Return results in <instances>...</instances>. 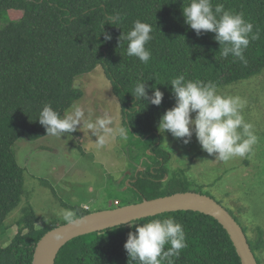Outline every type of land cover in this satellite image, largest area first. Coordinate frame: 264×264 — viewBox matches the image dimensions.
Segmentation results:
<instances>
[{
  "label": "trees",
  "instance_id": "1",
  "mask_svg": "<svg viewBox=\"0 0 264 264\" xmlns=\"http://www.w3.org/2000/svg\"><path fill=\"white\" fill-rule=\"evenodd\" d=\"M189 3L190 0H0V11L22 12L18 21L0 28V232L6 231V220L24 194V170L16 161L14 145L21 138L37 141L47 137L45 127L38 121L44 105L50 104L65 115L84 95L80 88L73 90V80L99 66L111 81L130 133L145 141L144 156L152 160L145 164V171L137 172V167L132 178L139 203L178 192L181 171L169 175L171 155L163 148L158 131L161 117L175 104L171 80L184 74L186 80L212 81L218 89L264 70V0H212L214 6L222 3L226 10L243 12L258 27L260 39L252 41L244 53L247 64L232 56L221 57L214 33L196 35L183 16V7ZM117 12L122 14V21L108 24L106 17ZM136 20L153 27V39L146 45L151 58L146 64L127 55V41L122 40L119 46V38L132 29ZM104 33L112 39L106 40ZM137 82L147 84L149 96L153 88L163 92L162 104L137 101L132 95ZM76 211L79 216L91 214L82 208ZM166 218L176 219L186 233L187 247L179 256L171 257L173 264H242L223 226L210 216L192 211L167 213L79 237L61 249L56 264H129L124 248L129 233L138 225ZM38 223L43 224L41 229L36 227ZM18 227L10 244H0V264H33L38 243L58 226L47 224L27 207ZM248 241L256 256L264 246L263 234L260 231L256 241Z\"/></svg>",
  "mask_w": 264,
  "mask_h": 264
},
{
  "label": "rangeland",
  "instance_id": "2",
  "mask_svg": "<svg viewBox=\"0 0 264 264\" xmlns=\"http://www.w3.org/2000/svg\"><path fill=\"white\" fill-rule=\"evenodd\" d=\"M21 17L22 12L18 10L0 11V28ZM77 80L78 88L84 95L75 104L90 109L93 121L96 117L110 115L112 127L124 128L126 138L122 139L117 134L114 139L109 138L103 148H97L94 143L97 138L85 129L84 132L65 133L61 137L47 136L37 141L18 140L13 152L18 165L24 170V194L18 208L6 220V231L0 232L2 246L10 244L17 235L18 221L27 207H31L37 217L47 224L61 226L65 224L60 215V210L64 208H82L95 213L139 203L140 197L134 191L132 178L137 167L142 168L140 172L145 171V164L152 162L144 156L145 141L130 133L111 81L101 66ZM218 92L238 95L247 101L244 117L254 125L258 136L253 149L258 156V170L253 172L257 180L253 187L244 188L252 184L249 174L243 181L238 175L231 179L232 172H225L227 163L221 165L214 161L215 156L202 151L195 135L190 143L184 144L182 139L173 137L170 132L158 130L163 137V148L174 155V163L168 165L169 175L172 176L175 169L181 171L177 193L209 194L233 215L247 237L256 241L260 231L264 236V70L247 80L218 88ZM193 155L195 160L191 163L189 157ZM203 182L211 183L212 187H204ZM226 189L230 195H226ZM238 204L245 211L240 213ZM36 227L41 229L43 224L38 223ZM256 257L264 264V246Z\"/></svg>",
  "mask_w": 264,
  "mask_h": 264
},
{
  "label": "clouds",
  "instance_id": "3",
  "mask_svg": "<svg viewBox=\"0 0 264 264\" xmlns=\"http://www.w3.org/2000/svg\"><path fill=\"white\" fill-rule=\"evenodd\" d=\"M183 16L197 36L209 32L215 34V41L220 45L219 54L223 58L232 56L234 60L247 64L245 51L252 41L260 39L258 27L246 19L243 12L226 10L222 3L214 6L212 0H190L183 7ZM106 19L108 24L120 23L123 16L117 12ZM152 32V25L136 20L132 29L119 38V46L122 40L127 41V55L146 64L151 58L146 45L153 39ZM103 35L106 40L112 39L107 33ZM71 87L76 90L79 81L74 79ZM171 88L175 104L161 117L158 125L160 132H170L173 137L182 139L184 144L190 143L195 135L202 151L215 156V161L228 162L252 154L258 136L254 125L245 120V99L219 93L212 81L186 80L184 74L171 80ZM152 91L149 96L147 84L137 82L132 95L137 101L142 99L160 106L164 93L158 88ZM91 117V110L80 104H73L63 116L46 104L39 113L38 121L45 127L47 136L61 137L65 133L84 132L86 129L88 134L97 138L94 142L97 148H103L109 138L114 139L117 134L122 139L126 138L124 128L112 127L110 115L96 117L94 121ZM80 125L82 127H78ZM60 215L67 226L79 227L88 219L69 208L61 209ZM56 238L61 239L59 230ZM166 245L169 246L167 249ZM186 247L184 227L174 218L153 219L136 226L124 245L129 264H173L171 257L179 256Z\"/></svg>",
  "mask_w": 264,
  "mask_h": 264
},
{
  "label": "water",
  "instance_id": "4",
  "mask_svg": "<svg viewBox=\"0 0 264 264\" xmlns=\"http://www.w3.org/2000/svg\"><path fill=\"white\" fill-rule=\"evenodd\" d=\"M192 211L210 216L219 222L230 236L242 264H259L248 237L233 215L212 197L194 192L175 193L153 200L145 199L113 210L91 213L79 227L61 225L48 232L38 243L33 264H56L61 249L70 241L100 233L133 222L167 213ZM58 230L61 239H57Z\"/></svg>",
  "mask_w": 264,
  "mask_h": 264
},
{
  "label": "crops",
  "instance_id": "5",
  "mask_svg": "<svg viewBox=\"0 0 264 264\" xmlns=\"http://www.w3.org/2000/svg\"><path fill=\"white\" fill-rule=\"evenodd\" d=\"M256 131V130H255ZM257 132V131H256ZM253 153L254 152H252V154L251 155H249V156H246V157H244V158H239V157H237V158H233L232 160H230V161H228V162H222V161H218V163L219 164H225V163H227V168L225 169V172H228V171H231L232 173H231V176H230V178L231 179H234V177L236 176V175H238L239 177H240V179H242V181H243V178L245 177V178H247V176H248V174L250 175V178H251V180H252V184L251 185H249V186H247V187H244V188H251V187H253V185H254V183H255V181L257 180V177H256V175H254L253 174V172H256L258 169H257V165H258V156L256 155V153H254V155H253ZM171 156H170V161H169V164L168 165H170V164H172V163H174V155L173 154H170ZM194 160H195V156L193 155V156H191V157H189V161H191V163H193L194 162ZM215 161V160H214ZM216 162V161H215ZM191 163L189 164V166H191ZM256 167V168H255ZM176 168H178V167H176ZM139 172H140V170H142V168H140L139 167ZM173 171H177V169H175V170H173ZM190 171H192V170H189V172ZM202 174V173H201ZM228 178H229V176H228ZM242 183V182H241ZM240 183V184H241ZM203 186L205 187H212V184L211 183H207L206 184V182H203ZM243 186H245V185H243ZM226 191H227V193H226V195L228 194V195H230V191L229 190H227L226 189ZM233 194V193H232ZM231 194V195H232ZM230 199V198H229ZM239 206H240V208H239V212L241 213L242 211H245L242 207H241V205L240 204H238ZM256 228H258V227H256Z\"/></svg>",
  "mask_w": 264,
  "mask_h": 264
}]
</instances>
